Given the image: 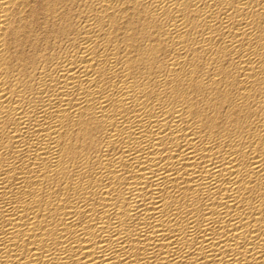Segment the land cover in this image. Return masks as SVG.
Listing matches in <instances>:
<instances>
[{"label": "bare ground", "instance_id": "1", "mask_svg": "<svg viewBox=\"0 0 264 264\" xmlns=\"http://www.w3.org/2000/svg\"><path fill=\"white\" fill-rule=\"evenodd\" d=\"M0 264H264V0H0Z\"/></svg>", "mask_w": 264, "mask_h": 264}]
</instances>
